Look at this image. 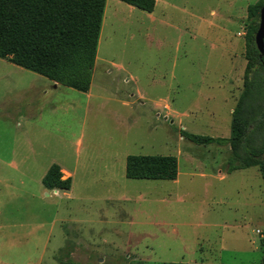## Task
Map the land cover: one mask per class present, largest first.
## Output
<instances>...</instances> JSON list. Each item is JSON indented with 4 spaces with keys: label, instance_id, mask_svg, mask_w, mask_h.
I'll use <instances>...</instances> for the list:
<instances>
[{
    "label": "rangeland",
    "instance_id": "rangeland-1",
    "mask_svg": "<svg viewBox=\"0 0 264 264\" xmlns=\"http://www.w3.org/2000/svg\"><path fill=\"white\" fill-rule=\"evenodd\" d=\"M261 2L158 0L151 21L146 12L119 6L116 13L109 4L87 100L90 113L82 115V93L61 89L60 95L76 97L77 115L55 116L49 126V121L43 127L25 120L18 104L32 97L33 91L25 94L29 86L49 82L0 60V73L7 75L0 80V103L11 102L7 117L0 118L1 159L18 162L33 148L46 154L38 164H64L82 147V158L106 155L118 161L106 195L115 186L123 194L116 202L62 192L49 199L13 200L32 212L5 216L2 235L31 236L30 228L15 219L33 225L54 218L51 233L46 228L44 239L41 232L33 233L39 236L37 245L29 238L21 249L40 254L39 241L49 234L45 264H264V189L257 170L231 171L228 145L196 146L180 135L230 137L231 115L251 61L247 38L259 24V19L248 21L247 8ZM112 10L115 20L108 17ZM207 82L224 85L207 88ZM128 156L175 157L177 180H128ZM87 163L100 174V166ZM13 207L18 206H7L17 211ZM65 235L69 241L64 243ZM73 253L76 262L69 259Z\"/></svg>",
    "mask_w": 264,
    "mask_h": 264
},
{
    "label": "trees",
    "instance_id": "trees-1",
    "mask_svg": "<svg viewBox=\"0 0 264 264\" xmlns=\"http://www.w3.org/2000/svg\"><path fill=\"white\" fill-rule=\"evenodd\" d=\"M148 14L155 0H118ZM106 0H0V59L32 72L60 87L87 93L96 60ZM264 2L247 8L255 23ZM250 62L243 91L232 112L228 139L180 132L196 146L228 145L231 171L255 167L264 186V53L260 55L250 34L246 43ZM175 157L128 156L125 178L134 181L176 180ZM47 190L69 191L70 179H62L52 165L43 177Z\"/></svg>",
    "mask_w": 264,
    "mask_h": 264
},
{
    "label": "crops",
    "instance_id": "crops-1",
    "mask_svg": "<svg viewBox=\"0 0 264 264\" xmlns=\"http://www.w3.org/2000/svg\"><path fill=\"white\" fill-rule=\"evenodd\" d=\"M158 0H155V6L157 5ZM109 4L111 6L116 7L114 8L116 13L119 11V6H121L120 10L125 9L129 12L132 11L133 7L128 6L124 3L119 2L118 0H106L105 2V9L103 14V21L102 25L104 24V21L106 20V14ZM113 11V12H112ZM111 13L109 12L108 17H110L111 20H115L117 15L114 10H112ZM140 11V10H139ZM154 11V10H153ZM153 13V12H152ZM147 13V16L149 18V21H151V14ZM101 25V27H102ZM101 32V31H100ZM100 37V36H99ZM1 60V59H0ZM96 69V62L93 67L92 74L94 70ZM7 75L4 74V72L0 73V80H6ZM48 81V80H47ZM49 83L45 85V83L42 85L36 86L31 85L27 88L26 95H30L32 92V97L26 99H19L18 103L20 108L19 115H22V117H25V120L28 122H32L33 125H40L39 123H42L41 126L44 127L46 125V122L48 124L46 126L50 125V121L58 115H77L76 111V97L70 93H62L63 95H60L59 90L65 89L66 91L62 92H70L67 88L60 87L57 84H54L50 81ZM56 85V88H53V86ZM224 85V84H223ZM223 85H220V82L217 83H206L207 88H213L216 87L218 89L223 88ZM93 82L91 79V85L87 93H82L85 96L86 104L83 107V113L82 115H89L90 113V106L87 102L92 97V89ZM57 91V95H51L52 92ZM36 94H35V93ZM34 93V94H33ZM210 94L206 95L209 96ZM11 105V102L10 104ZM4 103H0V109L2 111L0 112V118L5 119L7 117L6 114H4L5 107L8 106ZM7 112V111H5ZM22 113V114H21ZM45 115H47L45 117ZM48 115H52V118L50 119ZM18 116V115H16ZM50 119V120H49ZM225 139V138H224ZM82 147H78L77 149L72 151L71 156L68 155L67 161H65L64 164H60L57 162V160H51L48 163H45V165L38 164L40 161V158L42 156H45L46 154L41 153L40 151L36 149H29V155L24 156L22 160H18L16 162L15 160L8 159H1L0 157V216L3 217L2 222H0V264H45L46 262L43 260V253L46 246L50 244V237L49 234L46 236L45 241L40 240L39 242H42L40 244V254L33 253L28 254L27 250H21L24 248V246H27L29 238H31V241L34 242L37 245L39 236L38 234L33 237V233L35 232H41V237L44 239L45 235L43 234L44 230H47L51 233L53 227L55 226L56 220L54 218L50 219L49 222L42 221L41 223H37L35 220V224H27L24 225L20 221L15 219L16 223H19L21 228L28 229V233L31 234V236L27 235L26 233L23 235H2L3 228L6 229L4 226V223L7 221L5 216H13L16 217L21 215H29L32 212V209H29L28 207H20V205H14L13 200L16 199H23L28 201H33L36 199L37 195L45 198H50V196L57 197L59 196V193L62 192L63 194H67L68 196L74 195L82 200H102V201H110V202H116L123 198V194L121 192H118V186H115V192L111 193V195H106V192L108 193V190H106V182L109 180L112 181L113 174H112V165L117 164L118 161L113 156L107 157L106 155H86L83 158L81 157L82 153ZM53 155V154H52ZM107 158H109L110 162L107 163ZM86 161V162H85ZM58 163L59 168L61 170L62 179H70L71 181V188L69 191H56V190H47L42 186V179L47 173L48 169L53 163ZM83 162L84 165L82 164ZM87 162H93L96 166H100L99 175H96L95 171H93L89 166ZM114 167V166H113ZM255 168V167H253ZM257 173L260 176V173L257 168ZM108 170V171H107ZM110 171V172H109ZM227 171V170H226ZM104 173V174H102ZM102 174V175H101ZM120 174H122V164H120ZM178 175V174H177ZM225 176H221V179H225ZM261 179V176H260ZM177 180V178H176ZM175 180V181H176ZM262 181V179H261ZM263 186V182H262ZM102 189L105 190V192H101ZM264 189V186H263ZM18 206L13 207L16 208L17 211H13L7 206ZM32 226V227H31ZM62 227V226H61ZM64 243L67 240L68 237H66ZM24 243V244H23ZM18 244V245H16ZM34 244V245H35ZM63 245V244H62ZM73 254L70 255L69 259L72 262H76L73 258ZM53 261H55V256H51ZM86 260H90V257L85 258Z\"/></svg>",
    "mask_w": 264,
    "mask_h": 264
},
{
    "label": "water",
    "instance_id": "water-1",
    "mask_svg": "<svg viewBox=\"0 0 264 264\" xmlns=\"http://www.w3.org/2000/svg\"><path fill=\"white\" fill-rule=\"evenodd\" d=\"M254 44L258 53L262 55L264 53V4L259 12V24L254 35ZM53 88H56V85Z\"/></svg>",
    "mask_w": 264,
    "mask_h": 264
}]
</instances>
